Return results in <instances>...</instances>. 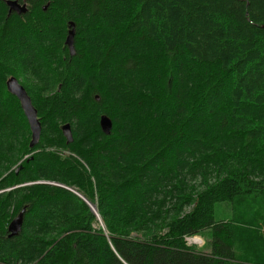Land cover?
<instances>
[{
    "label": "trees",
    "instance_id": "16d2710c",
    "mask_svg": "<svg viewBox=\"0 0 264 264\" xmlns=\"http://www.w3.org/2000/svg\"><path fill=\"white\" fill-rule=\"evenodd\" d=\"M18 1L0 0V264H264V0ZM203 231L208 251L185 239Z\"/></svg>",
    "mask_w": 264,
    "mask_h": 264
},
{
    "label": "water",
    "instance_id": "95a60500",
    "mask_svg": "<svg viewBox=\"0 0 264 264\" xmlns=\"http://www.w3.org/2000/svg\"><path fill=\"white\" fill-rule=\"evenodd\" d=\"M8 8V13L14 11L18 14L25 13L27 11V3L25 1L19 2L18 0H3ZM45 8V6H44ZM70 29L65 37V44L69 49L70 55L74 54L75 48L73 45V36H74V24L70 22L69 24ZM261 27L264 28V23L261 24ZM6 89L8 92L13 94L20 103L21 109L27 119L30 131H31V138L29 142V146L33 147L39 140L41 125L39 119L37 117V110L33 106L31 102V98L28 95L24 86L19 82V80L15 76H10L6 79ZM98 98V97H96ZM99 125L101 130L105 134L110 133V129L112 126L111 119L106 114H101L99 117ZM62 133L66 137L67 142L72 140L71 128L69 123H64L61 126ZM264 188V184H263ZM78 196H80L77 192H75ZM91 209L95 210V206L88 202L85 198L80 196ZM25 208H23L8 224L7 230L9 232V236L16 235L22 225L23 215H24Z\"/></svg>",
    "mask_w": 264,
    "mask_h": 264
},
{
    "label": "rangeland",
    "instance_id": "374dc122",
    "mask_svg": "<svg viewBox=\"0 0 264 264\" xmlns=\"http://www.w3.org/2000/svg\"><path fill=\"white\" fill-rule=\"evenodd\" d=\"M231 215L230 206L228 204H224L222 202H217L215 204V212L214 218L215 220H221L223 218H228ZM263 230V229H262ZM190 238V239H187ZM188 245L193 246L198 250L208 251V240H209V232L203 231L201 236H192L185 237Z\"/></svg>",
    "mask_w": 264,
    "mask_h": 264
},
{
    "label": "bare ground",
    "instance_id": "6f19581e",
    "mask_svg": "<svg viewBox=\"0 0 264 264\" xmlns=\"http://www.w3.org/2000/svg\"><path fill=\"white\" fill-rule=\"evenodd\" d=\"M88 202H89V201H88ZM92 205H93V204H92ZM90 208H91V207H90ZM92 211H93V212H94V213L97 215V212H96V210H93V209H92Z\"/></svg>",
    "mask_w": 264,
    "mask_h": 264
},
{
    "label": "built area",
    "instance_id": "2783aa9c",
    "mask_svg": "<svg viewBox=\"0 0 264 264\" xmlns=\"http://www.w3.org/2000/svg\"><path fill=\"white\" fill-rule=\"evenodd\" d=\"M187 239H190V238H187Z\"/></svg>",
    "mask_w": 264,
    "mask_h": 264
}]
</instances>
